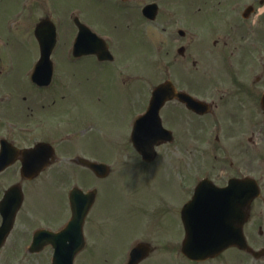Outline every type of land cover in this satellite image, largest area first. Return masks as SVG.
<instances>
[{
  "label": "flooded vegetation",
  "instance_id": "af4514ba",
  "mask_svg": "<svg viewBox=\"0 0 264 264\" xmlns=\"http://www.w3.org/2000/svg\"><path fill=\"white\" fill-rule=\"evenodd\" d=\"M24 1L16 0V8L11 10L16 12V26L20 30L26 21L32 19V14L23 12ZM39 1H31L33 9L39 6ZM96 8H99V12H94ZM47 16L57 31V44L52 56L54 64L80 65L81 71L88 77L82 73L84 79L79 80L84 87L79 92V89L72 87L77 84L74 81L76 76L68 80V88L64 89H28L25 92L32 94L27 95H16L21 89L16 90L14 97H17L16 100L22 98L24 104L21 106L26 108L21 110L22 121H9L8 88L0 89V154L3 152L7 156L10 153L13 156L12 163L0 169V201L9 180L21 176L23 156L20 150L46 141L53 144L58 156L71 162L84 158L108 161L114 167L117 161H135L132 166L127 163L134 173L138 169L145 171L158 167L163 186L176 189L182 195L177 204L159 194L150 202V206L144 205L145 213L149 212L150 219L155 220L160 219L161 215L172 221L181 219L183 206L202 180L213 183L214 179L220 183L213 177L214 169L225 174L235 171L221 184L233 177H253L261 195L253 202L249 223L263 225L264 0H82V5L63 7L60 12L51 11ZM109 23L115 27L113 32L104 29ZM5 25L4 22L2 28ZM85 27L90 31L84 30ZM119 29L127 33L125 36L132 32V39L137 42H141L142 35L148 36V46L143 50L149 55L151 53L148 59L152 63L160 65V83L171 82L179 94L177 99L167 101L160 109L161 124L171 130L173 136L166 135L159 141L161 143L150 161H145L136 150L133 136L134 124L147 111L149 99L148 95L146 99H141L140 94L139 109H135L137 95L133 90L131 94L129 81L132 76L126 72L132 62L125 58L120 60L119 55L125 54V47L120 44V33L116 32ZM93 34L105 38L106 55ZM79 38L81 50L77 51ZM1 50L3 48L0 46ZM108 67L117 74L112 84H116L118 89L121 86L128 88V93H123L122 116H115L117 123L121 122L116 141L111 145L113 161L116 162H111L112 157H86L82 140L88 137L98 139L103 130L94 119L77 122L80 119L78 106L81 100H86L89 95L99 99L103 97L102 93L99 95L94 91L100 84L98 77L103 76V70ZM2 78L8 77L0 69ZM87 90L91 92L84 95ZM41 93L50 94L51 103L46 105V102L40 101ZM98 103L102 102L98 100ZM39 108L45 109V119L53 121L52 129L47 132L44 131L45 123L39 119ZM103 111L117 114V106H107ZM152 140L149 139V142ZM79 169L90 171L86 167ZM114 171L112 168V173ZM69 172L74 173L69 170L65 176ZM63 195L67 199L64 192ZM65 204L69 215V199ZM93 227L89 229L90 234H93ZM18 229L15 223L10 238L2 243L0 241V264H7L5 258L8 256L23 254L26 241ZM102 239L99 243L94 239L95 248L101 246ZM140 242L149 243L146 239ZM88 246L89 242L86 250ZM151 250L150 255L155 251Z\"/></svg>",
  "mask_w": 264,
  "mask_h": 264
},
{
  "label": "rangeland",
  "instance_id": "374dc122",
  "mask_svg": "<svg viewBox=\"0 0 264 264\" xmlns=\"http://www.w3.org/2000/svg\"><path fill=\"white\" fill-rule=\"evenodd\" d=\"M15 1L16 0H2L0 4V16L3 14L2 12H10L11 6L15 4ZM49 1L48 9L50 12L55 11V13L60 12L63 7L82 5V0ZM43 7V4H41L39 12H31V21H26L22 26L23 28L21 27V30L20 27L17 31L15 30L16 37L10 35L6 36L9 40V44L8 48L0 52L2 58H0V69L7 72L9 78L0 79V89L7 87L8 89H13L11 90L13 92L14 90L21 89L16 95L19 93L23 95L32 94L25 92L31 87L23 81L21 75L28 67L29 62L37 57L38 48L33 36V27L37 22V18L46 13V9H43ZM99 7L102 6L99 5ZM94 12H99V8H96ZM113 28H115L114 25L109 23L104 29L113 32ZM116 32L120 33V44L125 47V54L119 55L120 60L125 58L126 60L130 59L132 62L130 63L131 66H129V70L126 71L133 79H136L129 81L131 94L132 90L136 95L140 93L141 99L144 100L148 95V91L161 81L160 65H154L149 60L151 53L149 55L143 50L144 47L148 46L149 38L145 34L141 36V42H137L133 41L132 32H130L128 36H125L124 34L127 33H123L121 29ZM17 33L20 35V38L21 36L23 38L20 42L18 41ZM150 50L151 47L148 51L150 52ZM7 52L8 61L7 56L5 58ZM11 65L15 66L14 68L16 71L11 70ZM64 66L66 65L60 66L62 68L60 84L76 76L74 81H77V84L72 87L79 89L77 92L83 90L81 88L84 87V84H81L80 80L84 79V75L85 77H88V75L84 72V75H78L79 72H82L80 71V69H82L81 66H74L79 71L73 74H70ZM123 66H126V64ZM70 71L73 72V67ZM102 75L103 76L98 77L97 82H100V84H98L94 93L99 95L102 93L103 97L99 99L94 95H89L86 100H81L78 106V115L80 119L77 120V122L81 123L85 120L94 119L95 123L103 130V134L98 139H94L95 137H88L82 140V145H84L86 151V157H112L111 162H116L113 161L114 155L111 145L116 141V134L118 127L121 129V122L117 123L115 116H122L121 106L124 104L123 93L126 92L128 88L127 86H121V88L118 89L116 84H112L115 83L117 74L113 72L110 67H108L107 70L104 69ZM131 84H133V86ZM90 92L91 91L87 90L84 95ZM126 93H128V91ZM49 95L50 94L41 93L39 94V100L51 103V96ZM98 100L102 103H98ZM136 100L135 109H139L138 98H136ZM22 101L24 100H21V102ZM21 102L17 100L13 102V104L8 105V118L17 117V109L19 110V114L21 110L26 109L24 106H20L22 105ZM110 105L117 106V114L105 113L103 111V108ZM56 110L60 111V109ZM39 111L41 112L39 119L44 120L47 118L45 112L40 108ZM15 120L22 121L21 118ZM52 124L53 121L45 122L44 131L47 132L52 129ZM53 139L56 138L54 137ZM133 162L135 161H117L113 168V170H115L113 176L109 179L98 180L84 169H77L74 173L69 172L66 176L64 174L62 178L57 173V169H59L60 166L66 167V165L70 163L68 161H61L51 172L41 177V179L32 186H28L25 213L22 211V214L20 213L21 216L19 215L20 221L18 222V231L24 236L26 235V239H28V234L35 227V224L33 226L30 225L33 221L34 223L36 221L42 224H56L66 219L67 212L63 191L57 189L62 182L65 187L69 186L71 182H77L83 185L97 184V186L100 187L99 197L92 212V220L89 219V224L86 227V234L92 237V245L86 253L78 257L76 264H125L130 252V250L127 249L129 243L132 242L133 238L142 236L149 242L151 248L155 250L144 264H194L181 255V244L178 242L179 240L175 244L169 240L172 238L175 240L177 237L180 239V235H183V229L180 227L179 221L177 219L174 221L166 219L164 215H161V218L158 220H151L148 216L149 212L145 213L144 209V205L150 206V202L154 200L155 197H158L159 194H162L167 200L174 204L179 202L182 194L176 189L171 190L166 188L165 185L163 186L164 182L162 181L161 172L158 167L157 169H148L145 171L138 169L137 172L134 173L127 167V163H130L132 166ZM72 165L75 164L72 163ZM221 165L222 164H220V166ZM234 172L235 171L225 174L223 171L214 169L215 175H213V177L216 178L218 182L224 183L228 177L234 175ZM54 179H58L59 182L54 181ZM24 219L25 224L23 222ZM90 221H92V223ZM255 222H257V220H255ZM93 225L94 231L93 234H90L89 229ZM36 226H38V224H36ZM252 226L253 229L250 231ZM246 229L250 231L247 233L250 236L252 245L254 244L253 247H259L264 244V223L262 230H260V225H253V223L248 224ZM259 231L261 232L259 233ZM94 239H97L96 241L98 243L99 240H103L98 250L95 248L96 242ZM130 245H132V243ZM125 252L126 255H124ZM5 260L7 264H13L14 258L8 256ZM17 261L19 264H49L50 256L49 252L43 255H30L24 253V255L17 258ZM196 264H264V257L255 259L252 256L237 251H230L223 253L215 261L211 260L206 263Z\"/></svg>",
  "mask_w": 264,
  "mask_h": 264
},
{
  "label": "water",
  "instance_id": "95a60500",
  "mask_svg": "<svg viewBox=\"0 0 264 264\" xmlns=\"http://www.w3.org/2000/svg\"><path fill=\"white\" fill-rule=\"evenodd\" d=\"M232 191L213 189L209 199L213 201L211 211L208 216L198 220L194 225H188L193 229L196 236L189 238L188 242L193 240L197 246L196 252L190 254L194 259H203L208 255L217 256L222 250L231 245L239 246L242 249H248L243 237V224L247 215L246 208L251 199L245 204L238 202L233 204ZM234 202H236L234 200ZM241 212V214L238 211ZM209 222L210 220H212ZM241 237V240H238ZM204 242V243H203ZM213 249V250H212ZM188 251L187 253H189ZM258 256V254H256Z\"/></svg>",
  "mask_w": 264,
  "mask_h": 264
}]
</instances>
